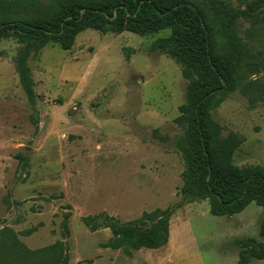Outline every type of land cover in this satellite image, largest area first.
Returning <instances> with one entry per match:
<instances>
[{
	"label": "rangeland",
	"instance_id": "rangeland-1",
	"mask_svg": "<svg viewBox=\"0 0 264 264\" xmlns=\"http://www.w3.org/2000/svg\"><path fill=\"white\" fill-rule=\"evenodd\" d=\"M189 1L248 44L238 88L212 115L222 137L238 142L235 165L264 166V0ZM21 2L0 16L45 15L59 0ZM170 34L86 27L70 49L32 50L33 95L19 76L25 43L0 38V264H159L166 247L129 255L101 246L112 237L111 220L135 222L156 209L171 213L175 253L165 264H239V237L264 246V211L255 202L214 215L207 198L180 191L186 127L179 108L189 85L180 62L156 45Z\"/></svg>",
	"mask_w": 264,
	"mask_h": 264
},
{
	"label": "trees",
	"instance_id": "trees-1",
	"mask_svg": "<svg viewBox=\"0 0 264 264\" xmlns=\"http://www.w3.org/2000/svg\"><path fill=\"white\" fill-rule=\"evenodd\" d=\"M21 4V0L12 4L0 1V10ZM83 8L87 10L82 15ZM86 27L103 32L171 29L156 45L180 62L189 85L179 108V119L186 127V141L179 144L186 165L181 193L207 198L214 215L239 213L251 202L264 211V166L235 165L238 142L222 137V128L212 115L224 97L238 88L237 67L250 51L233 27L210 22L208 14L189 0H59L45 15L25 19L13 14L0 16V38L16 37L25 43L19 76L30 95L34 87L28 64L31 51L49 43L70 49L76 32ZM170 215L168 210L156 209L135 222L121 224L113 219L107 224L112 237L101 246L126 247L129 255L132 250L159 248L169 240ZM84 220L93 230L99 227L92 216ZM260 234L264 236V214ZM235 243L239 264L264 257V246L254 238L239 237Z\"/></svg>",
	"mask_w": 264,
	"mask_h": 264
},
{
	"label": "crops",
	"instance_id": "crops-1",
	"mask_svg": "<svg viewBox=\"0 0 264 264\" xmlns=\"http://www.w3.org/2000/svg\"><path fill=\"white\" fill-rule=\"evenodd\" d=\"M170 232H171V231H170ZM236 239H237V238H235L234 241H235ZM162 247H166L167 252H165V254L162 255L163 257H165L164 260H163L162 262L159 261L158 263H159V264H165V260H166L167 258H169L170 256H173L174 253H175V243L173 242V240H172V238H171V235L169 236V240H168V242H167L165 245H163V246H161V247H159V248H141V249H139V250H134V251L138 252V251H141V250H143V249H154V250H158V249H161ZM136 252H135V253H136ZM235 254H238V255H239V249H238L237 245H236V247H235ZM167 255H168V257H167ZM160 259H161V256H160ZM161 260H162V259H161Z\"/></svg>",
	"mask_w": 264,
	"mask_h": 264
},
{
	"label": "water",
	"instance_id": "water-1",
	"mask_svg": "<svg viewBox=\"0 0 264 264\" xmlns=\"http://www.w3.org/2000/svg\"><path fill=\"white\" fill-rule=\"evenodd\" d=\"M86 8H84L82 11H85ZM71 17V16H70Z\"/></svg>",
	"mask_w": 264,
	"mask_h": 264
}]
</instances>
